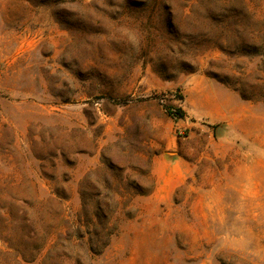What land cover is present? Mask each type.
I'll return each instance as SVG.
<instances>
[{
  "label": "rangeland",
  "instance_id": "obj_1",
  "mask_svg": "<svg viewBox=\"0 0 264 264\" xmlns=\"http://www.w3.org/2000/svg\"><path fill=\"white\" fill-rule=\"evenodd\" d=\"M0 264H264V0H0Z\"/></svg>",
  "mask_w": 264,
  "mask_h": 264
},
{
  "label": "trees",
  "instance_id": "obj_2",
  "mask_svg": "<svg viewBox=\"0 0 264 264\" xmlns=\"http://www.w3.org/2000/svg\"><path fill=\"white\" fill-rule=\"evenodd\" d=\"M174 112H175V113H173V114H176V115H178V116H181L182 113H183V111H182L180 108H177L176 111H174Z\"/></svg>",
  "mask_w": 264,
  "mask_h": 264
}]
</instances>
